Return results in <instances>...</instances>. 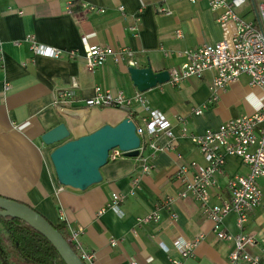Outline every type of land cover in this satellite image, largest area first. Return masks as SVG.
I'll return each instance as SVG.
<instances>
[{"label":"crops","instance_id":"obj_1","mask_svg":"<svg viewBox=\"0 0 264 264\" xmlns=\"http://www.w3.org/2000/svg\"><path fill=\"white\" fill-rule=\"evenodd\" d=\"M236 13L253 20L251 0ZM217 16L207 0H0V197L30 206L51 224L63 222L69 233L78 232V252L91 256L86 264H173V260L229 264L234 242L217 238L197 200L179 197L184 181L194 172L190 163L206 165L190 135L257 111L264 106V89L251 86L250 77L241 75L210 102L214 72L207 71L177 86L167 82L140 92L139 102L134 99L139 91L128 73V58L118 56L128 49L136 67L149 65L154 72L178 69L185 61L184 51L222 39ZM28 36L58 50H73L75 55L72 59L34 56L25 40ZM82 36L89 44L110 50L104 65L94 71L86 66ZM73 81L77 87L72 100L57 107L58 92L69 89ZM96 87L122 92L132 99L130 106L86 107L84 102L94 96ZM250 94L254 99H248ZM257 101L258 108L253 106ZM197 109L200 115L194 114ZM151 112L171 123L172 138L159 133L137 157L108 160L101 168L102 181L84 191L58 183L49 157L57 144L45 145L44 132L64 123L69 139H76L124 118L140 124ZM143 158L152 166L148 171ZM247 173L241 159L226 156L224 175L218 178L219 188L211 191L210 203L227 199V180ZM258 184L261 204L243 226L230 212L221 229L252 235L255 243L247 251L264 264V177ZM112 194L123 196L117 212L109 207ZM166 200H171L170 208L164 205ZM155 209L159 221L137 222ZM199 237L188 257L174 246L176 241L192 243Z\"/></svg>","mask_w":264,"mask_h":264},{"label":"built area","instance_id":"obj_2","mask_svg":"<svg viewBox=\"0 0 264 264\" xmlns=\"http://www.w3.org/2000/svg\"><path fill=\"white\" fill-rule=\"evenodd\" d=\"M248 0H207L209 8L213 12H218L216 21L222 28L223 37L214 45H203L198 48L183 52L184 63L178 69L169 71V83L173 86L191 78H201L205 72L213 71L214 78L211 84L210 102L217 100L219 91L224 90L229 84L236 81L241 75L250 77V85L264 89V1L256 3L251 0L254 19L245 20L236 13V8L242 6ZM94 10L93 6H87ZM119 10L123 13V7ZM101 11V10H100ZM70 12V10H69ZM181 37V33L176 34ZM25 40L29 43V49L34 56H41L51 59H62L64 57L72 59L75 51H62L50 46L39 44L32 37ZM81 42L84 46L86 66L88 70L94 71L105 63L106 56L110 52L109 48L91 45L85 36ZM119 57L128 58L127 65L136 67V62L132 59V52L123 49L119 52ZM2 56L0 55V63ZM77 83L73 81L66 91L58 92L57 107L61 102L72 100L73 89ZM135 100L142 102L141 93L137 92ZM132 99L126 97L122 92L113 94L109 90L101 87L95 88L93 97L85 100L86 107H127ZM202 111L197 109L195 115H200ZM181 123L185 120L178 118ZM136 134L140 138L138 148L139 155L149 144V140L163 133L168 138L173 137L171 123L157 112H151L143 118L140 124H136ZM183 136H187L185 129ZM192 142L199 148L204 156L206 165L199 166L195 162L190 163L194 169L192 178L184 181V190L179 193L180 198L192 197L200 204L201 210L213 223V230L217 238L232 241L235 249L229 257V264H260L259 258L247 251V247L255 243V238L250 234L232 235L221 229L223 218L230 212L238 216V224L243 226L248 215L261 204L262 191L258 180L264 177V106L249 115L229 119L219 125L217 129H208L201 135H190ZM173 143L171 142V148ZM124 156V152L118 148L109 151L108 160H116ZM226 156H235L242 160L248 167V173L241 176H234L227 180L228 198L220 204H211V191L219 188L218 178L224 175V164ZM143 162L148 160L142 159ZM144 164V171L152 168L150 164ZM123 199L121 194H112L109 207L115 212L118 211V202ZM171 200H166L164 205L171 206ZM174 216V215H173ZM158 210L155 209L138 218L139 224L159 221ZM78 231H81L79 229ZM78 232L69 233L68 240L72 242L78 251L79 246L75 242ZM201 237L192 243L176 241L174 246L180 251L182 257H188L191 249L197 245ZM167 251V249H166ZM78 255L85 263H88L91 256L83 252ZM173 264H180L173 260Z\"/></svg>","mask_w":264,"mask_h":264},{"label":"water","instance_id":"obj_3","mask_svg":"<svg viewBox=\"0 0 264 264\" xmlns=\"http://www.w3.org/2000/svg\"><path fill=\"white\" fill-rule=\"evenodd\" d=\"M131 81L137 91L145 92L169 81V71L154 72L148 65L129 67ZM69 130L60 123L41 135L45 145H56L50 160L58 183L63 187L84 191L102 181L101 168L108 163L109 151L118 148L125 157L139 155L140 138L135 123L124 118L116 125L105 124L90 134L69 139ZM0 216L24 221L46 238L66 264H84L68 241L40 213L21 202L0 197Z\"/></svg>","mask_w":264,"mask_h":264},{"label":"trees","instance_id":"obj_4","mask_svg":"<svg viewBox=\"0 0 264 264\" xmlns=\"http://www.w3.org/2000/svg\"><path fill=\"white\" fill-rule=\"evenodd\" d=\"M52 225L78 254L74 244L68 240L67 226L63 222ZM7 252L23 264H66L50 242L27 223L0 216V258L3 264H9Z\"/></svg>","mask_w":264,"mask_h":264},{"label":"rangeland","instance_id":"obj_5","mask_svg":"<svg viewBox=\"0 0 264 264\" xmlns=\"http://www.w3.org/2000/svg\"><path fill=\"white\" fill-rule=\"evenodd\" d=\"M264 0H255L256 3H261ZM8 253V252H7ZM8 255V262L9 264H23L22 261L18 260L13 254H11L10 252L7 254Z\"/></svg>","mask_w":264,"mask_h":264},{"label":"clouds","instance_id":"obj_6","mask_svg":"<svg viewBox=\"0 0 264 264\" xmlns=\"http://www.w3.org/2000/svg\"><path fill=\"white\" fill-rule=\"evenodd\" d=\"M248 99H249V100L254 99V94H250V96L248 97ZM253 106L258 108V107L260 106V105H259V102L257 101Z\"/></svg>","mask_w":264,"mask_h":264}]
</instances>
